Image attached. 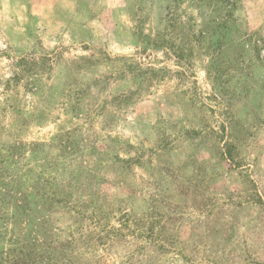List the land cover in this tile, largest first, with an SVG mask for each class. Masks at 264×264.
Here are the masks:
<instances>
[{
    "label": "rangeland",
    "instance_id": "1",
    "mask_svg": "<svg viewBox=\"0 0 264 264\" xmlns=\"http://www.w3.org/2000/svg\"><path fill=\"white\" fill-rule=\"evenodd\" d=\"M0 264H264V0H0Z\"/></svg>",
    "mask_w": 264,
    "mask_h": 264
},
{
    "label": "trees",
    "instance_id": "2",
    "mask_svg": "<svg viewBox=\"0 0 264 264\" xmlns=\"http://www.w3.org/2000/svg\"><path fill=\"white\" fill-rule=\"evenodd\" d=\"M21 185H23V190H22V192H21V197H23L24 199L27 197V196H29L30 194L29 193H25V189L26 188H29V189H33V186H31L30 184L28 185V184H23V183H21ZM24 192V193H23ZM25 204H23V206H21L22 208H23V210L21 209V212L23 213V214H25V213H28V212H30V213H33V210L31 209V208H29L28 209V203H26V202H24ZM26 221V220H25ZM28 222V221H27ZM26 222V223H27ZM21 223H23V222H21ZM26 223H24L25 225H26ZM151 235H153L152 233H151ZM198 236V235H197ZM156 238H159L160 240H161V235H158V237H156ZM209 252H210V254H212V252H213V250L212 249H209Z\"/></svg>",
    "mask_w": 264,
    "mask_h": 264
}]
</instances>
